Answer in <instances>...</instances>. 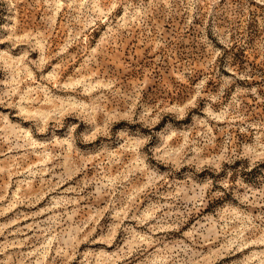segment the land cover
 <instances>
[{
    "label": "rangeland",
    "instance_id": "1",
    "mask_svg": "<svg viewBox=\"0 0 264 264\" xmlns=\"http://www.w3.org/2000/svg\"><path fill=\"white\" fill-rule=\"evenodd\" d=\"M0 264H264V0H0Z\"/></svg>",
    "mask_w": 264,
    "mask_h": 264
}]
</instances>
